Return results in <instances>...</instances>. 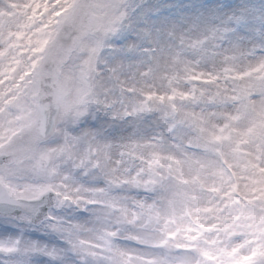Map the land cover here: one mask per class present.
Returning a JSON list of instances; mask_svg holds the SVG:
<instances>
[{"label":"snow or ice","instance_id":"6c2138e0","mask_svg":"<svg viewBox=\"0 0 264 264\" xmlns=\"http://www.w3.org/2000/svg\"><path fill=\"white\" fill-rule=\"evenodd\" d=\"M0 264H264V0H0Z\"/></svg>","mask_w":264,"mask_h":264}]
</instances>
